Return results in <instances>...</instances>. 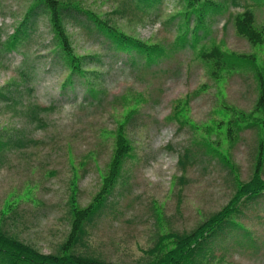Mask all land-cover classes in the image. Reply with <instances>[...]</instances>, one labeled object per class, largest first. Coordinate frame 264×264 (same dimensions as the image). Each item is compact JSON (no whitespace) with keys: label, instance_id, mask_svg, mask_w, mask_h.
I'll list each match as a JSON object with an SVG mask.
<instances>
[{"label":"rangeland","instance_id":"374dc122","mask_svg":"<svg viewBox=\"0 0 264 264\" xmlns=\"http://www.w3.org/2000/svg\"><path fill=\"white\" fill-rule=\"evenodd\" d=\"M73 1L127 34L162 46L166 53L150 64L134 55L133 64L132 52L116 49L87 14L78 13L67 26L77 54L90 57L86 69L93 71L91 86L103 91L93 97L84 76L74 74L67 83L70 71L51 50L47 14L38 15L18 50H3L1 43L23 20L28 0H0V88L12 91V98L0 99V134L24 141L1 150L0 225L42 253H55L70 231L73 180L79 205H88L113 156L116 129L125 123L133 151L110 204L87 227L77 250L113 263L147 264L154 259L150 249L161 234L193 230L229 202L237 188L235 178L252 177L257 127L246 126L236 139H228L227 125L219 130L217 123L230 117L217 110L225 105L252 112L259 95L257 82L251 71L221 72L217 78L197 53L214 39L225 49L256 54L264 64V43L253 45L234 24L237 13L251 8L256 24L264 26V0H211L222 10L206 13L207 30L199 31L195 46V15L188 42L175 46L185 0ZM126 93L144 97L138 104L131 101L138 111L130 121L134 108L119 99ZM187 95L185 116L179 117L184 125L169 120L176 101ZM34 105L53 108L33 120L28 108ZM208 133L230 153L236 172L205 154ZM187 149L192 156L184 170L179 161ZM237 220L245 228L211 241L207 255L198 256L199 264H264V196L247 203ZM243 231L248 235H240Z\"/></svg>","mask_w":264,"mask_h":264},{"label":"trees","instance_id":"16d2710c","mask_svg":"<svg viewBox=\"0 0 264 264\" xmlns=\"http://www.w3.org/2000/svg\"><path fill=\"white\" fill-rule=\"evenodd\" d=\"M185 1L184 21L179 26L181 32L176 36L175 46H184L188 42L190 21L193 15H195V26L192 31V39L195 46V42L200 36L199 31L201 29L207 30L206 13H216L222 10V5L211 0H206L204 3L201 0ZM81 12L87 14L88 19L94 22V26L112 40L116 49L132 52L133 64L137 62V58L134 55H138L139 59L142 56L145 57L147 64H150L166 53V49L162 46L127 34L117 26H113L109 20L102 19L93 10L83 9L78 1L73 0H68L67 2L63 0H28L23 20L19 23L16 30L8 36V39L1 43L4 48L2 49L6 51L18 50L19 45L33 30L38 15L45 13L48 15L53 32L51 50L61 64L70 71L67 83H72L74 74L84 76L89 83V92L93 97H98L103 91L97 89L93 84L91 86L89 74L93 71L86 69V64L90 57L77 54L67 26V21L69 19H78L77 14ZM234 24L237 33L247 38L253 45L264 43V26L260 27L256 24L255 13L251 8H246L244 11L237 13L234 18ZM197 54L205 62L211 75L217 78L221 76V72H234L235 70L251 71L253 73L259 91L254 110L246 113L235 108L226 109L227 107L223 105L222 107L225 108L218 109L217 112L223 117L228 116L230 118L227 120L221 119L217 124L219 130H221L223 124L227 125L228 139H232V137L236 139L238 132L246 126L257 127L259 141L255 154L254 171L252 177L247 181L235 178L237 188L229 202L222 209L211 214L196 228L191 231H171L161 234L156 244L150 249L154 259H151L147 264H199L198 256L205 257L207 255L209 250L207 245L211 241L224 232L230 235H237L239 234V229L245 228L243 223L237 220V217L243 212V208L247 203L264 196V178L262 176L264 168V64L258 61L256 54L238 53L225 49L222 46V41L217 42L214 39L210 45L201 47ZM23 73L26 75V72ZM15 84L20 86L18 82H15ZM5 90H9V88H5ZM5 90L0 88V99L12 98L8 95L12 91L6 92ZM16 92L21 94L17 86ZM189 97L190 95H187L186 99H178L176 101L174 111L168 116L169 120L176 119L184 125L185 121L180 120L179 117L185 116L184 111L187 109ZM119 99L124 101L126 106L134 108L127 119V121H130L138 111L136 105L131 104V101L135 100L136 104H138L144 100V97L141 93L134 95L126 93L121 95ZM52 108L34 105L28 110L31 118L37 120L39 112L48 111ZM223 110L232 111L231 116ZM259 113H261V117ZM211 132L209 129V133ZM209 133L207 137H204L205 154L217 157L233 173L236 172V165L233 163L230 153L223 148L221 149L218 141L210 140ZM14 142L20 145L24 144L21 139L14 140L12 137L4 139L3 134H0V154L2 149L9 147ZM171 147L170 145L169 148ZM132 151V143L125 133V123L120 124L116 129L114 153L108 164L107 171L103 175L101 187L88 205L83 207L79 205L76 194V180H73L74 188L69 199L70 231L66 240L59 245L55 253H42L34 246L4 230L3 226L0 225V264H119L80 253L77 247L84 241L85 235L88 233L87 227L110 204L109 197L120 181L125 161L131 156ZM191 156L190 150L187 149L185 154L180 157L179 163L184 170L190 162ZM180 178L182 180L184 175H181ZM240 235L247 236L248 231H243Z\"/></svg>","mask_w":264,"mask_h":264}]
</instances>
